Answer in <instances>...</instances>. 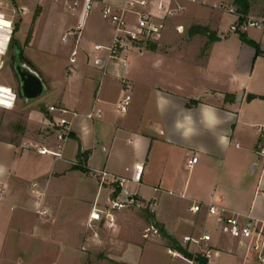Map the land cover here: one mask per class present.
<instances>
[{"label":"crops","instance_id":"1","mask_svg":"<svg viewBox=\"0 0 264 264\" xmlns=\"http://www.w3.org/2000/svg\"><path fill=\"white\" fill-rule=\"evenodd\" d=\"M123 1L103 0V3L120 5ZM198 2L202 6L212 7L206 1ZM230 2L229 7L235 9V0ZM177 5L181 7L185 2L177 1ZM231 18L232 25L236 18ZM211 19V13L193 11L179 22L178 27L182 26L186 31L194 25H202L213 31L217 37L229 32L227 27L221 30L217 24L211 26ZM260 31L262 32L258 34H249L248 31L246 34L249 40L259 46L261 54L258 55L254 47L242 40L238 53L216 51L223 40L221 38L220 41L212 43L206 52H197L191 56H185L181 52L190 43L167 52H140L135 59L128 56L127 68H113L108 72L114 78H126L130 84V74L127 71L130 67L136 66L138 73L144 76L146 70L169 61L173 68L183 69L186 74L182 75L186 79L178 80L174 70L170 75V84L167 83L164 88L151 81L137 85L140 78L138 79L135 86L140 93L143 110L139 113L134 127L130 126L129 119H123L119 125L109 122L106 138L108 148L103 147L107 160L102 168L94 162V146L102 143L99 128L106 122L104 118H108L106 109L100 106L97 108L96 104L102 82L90 109L75 112L77 117L72 120V136L63 144L61 158L38 153L41 147L57 151L59 142L51 126L53 119L58 116L55 112L42 111L36 105L27 106L25 126L20 134L12 139L7 132L0 131V182L6 189L5 199L0 204L9 207L10 211L9 216L0 215V264H9V261L17 264H45L42 258L49 256L44 253L43 247L36 245L40 240L57 242V254L50 264H146L148 257L150 260L147 264H162L158 257L159 251L155 247L162 242L167 244L166 253L170 258V263L166 264H190L183 258H173L168 254V249H175L161 235L152 236L149 241L156 245L143 249L134 245V225H140L141 221L131 215L132 209L127 213L117 214L113 231L103 229L112 231L102 245L106 258L96 261L88 259V253L84 249H91L93 246V238L87 233L93 206L88 216L85 212L79 215L78 204H102L107 199L102 194L103 190L100 192L99 183L98 194L96 192L90 198L84 191L79 194L67 191V187H72V181L86 184L91 178V173H84L77 167V163L85 164L95 173L106 171L110 176L127 179L133 176L137 168H142L141 183L131 185L142 201H158L163 197L178 196L192 202L188 208L192 217L180 218L189 227L184 232L171 224L168 216L161 213L157 206L155 219L170 236L180 243L186 236L200 237L209 233L212 235L210 245L220 251L219 258L226 253L229 264H264L258 254L248 253L239 241L221 243L218 234H212L210 228L204 225L208 219L213 218L205 208L209 204L215 205L228 216L252 221L258 227L264 225V156L259 154V150L264 148V30ZM177 40L180 39L173 38L172 42L176 43ZM194 40H200L197 43L204 49L209 39L207 36L198 35L191 38V42ZM98 58L102 59L99 68L103 71L106 65L105 56L96 53L94 60ZM103 73L107 74L104 71ZM258 81L261 87H249V82ZM141 89L146 92L144 96ZM250 95L258 98L249 100ZM162 99L168 101L164 114L159 110ZM200 105L212 106L224 120L214 133L206 132L199 124ZM51 106L57 107L53 103L46 107ZM70 107L75 108L71 105ZM64 108L67 109L66 104ZM185 109L192 111L189 113ZM94 111L97 118L88 119L87 115ZM177 113L181 116H193L200 130L199 135L189 141L181 139L173 128ZM221 136L224 137L223 142L220 141ZM121 139L132 145L133 150L132 158L122 168L112 165L110 161L116 143ZM73 142L74 148L70 145ZM192 157H198V163L189 168L187 164ZM182 168L189 173L184 183L178 176V171ZM107 187L104 189H110ZM42 194L45 195L42 208L48 211L46 216H40L34 211L41 200L38 196ZM72 199L74 209L65 208L66 204L72 203ZM197 203L203 204L204 208L195 215L190 207ZM69 217L74 219L76 229L57 230L58 223ZM197 222L203 224L200 231L194 230ZM215 231L218 230L215 228ZM9 233L16 236L12 246H6Z\"/></svg>","mask_w":264,"mask_h":264},{"label":"rangeland","instance_id":"2","mask_svg":"<svg viewBox=\"0 0 264 264\" xmlns=\"http://www.w3.org/2000/svg\"><path fill=\"white\" fill-rule=\"evenodd\" d=\"M151 1L157 2L158 0ZM201 1H206L207 4L212 5V7L208 8L202 6L199 2H197L198 4L185 2V5H183L184 8L183 6L179 8L177 1L172 0V8H176L177 11L174 15H168L165 18L164 29L160 36L147 38L144 43L138 47H128L129 49L126 53L127 56H131L132 59H135L136 55L140 52L145 53L151 50L167 52L180 48L181 46L183 47V44L186 45L189 43L190 46L181 51L185 56H191L197 52H203L204 49L202 45L200 46L197 43L200 40H194V42H191V38L198 36V34L191 36V29H186V31H183L182 33L177 30L179 22L183 20V18H187L193 11L204 14L211 13V26L217 24L221 30L226 27L228 28V33L222 34V37H217L219 40L221 38H223V40L215 49L216 51L238 53L240 51L239 45L241 42V33L231 32L230 25L233 20L231 18L232 16L227 11L216 8L220 5L230 8V0ZM247 1L250 6L249 17L255 19L264 18V0ZM2 2L4 3L2 12L8 19L14 22V33L9 52L2 59L3 68L0 70V84L14 89L18 93L19 98L13 109H4L0 107V131L7 132L10 137L12 136V139L15 138L16 134H20L25 126L27 106L36 105V107L42 111H49L50 107L47 108L46 106L51 103L56 104L57 108H64L66 104L67 110L70 112L66 115V117L72 121L75 119L73 118V113L83 112L90 109L91 104L95 102L96 92L102 82L97 95L99 101L96 104L97 108L100 106L106 109L108 118H104L106 119V122H103L104 125L99 128L100 134L102 135V143L100 146H94V162L102 168L103 164L107 160V154L103 152V147L108 148L106 138L109 131V122L119 125L123 119H129L130 126L134 127L139 113L143 110L144 105L141 104L140 93L137 92V88L135 86L138 79L140 78L137 85H139V83L144 85L148 83V81H151L156 86L164 88V85L167 83L170 84V75L173 73V70L177 73V76H175L178 80L186 77L182 75L183 69L180 67L173 68L171 66L172 62L169 61H165L161 65H157L149 70H146L144 76H141L140 73H138L136 66L130 67L127 70L130 74V89L128 91H126L123 87L120 78L117 79L108 74V72L115 68L114 66L107 64L104 65L103 71L107 73L104 75L102 69L95 64L94 59L96 57V53H101L102 56H105L104 59L106 61V51L95 52L93 50V46L96 42H99L98 45L109 46L114 35L110 22L102 18L101 10L104 7L103 0H94L95 3L93 9L88 14L83 28L79 32H77L76 26L78 25L77 21L79 20L83 0H2ZM75 2H78L79 5L75 6ZM236 8L239 9L238 6H236ZM126 18L131 21L136 20V17L131 16L130 14H126ZM192 27H195V25ZM211 32L213 33V31ZM261 32L262 31L258 29L249 30V34H258ZM199 36L202 37L204 35ZM28 38H30V40H28ZM173 38H179L180 40L173 43ZM15 41L18 43L19 48L23 52L24 62L30 65L41 76L47 86L46 92L40 98L30 102L32 104L27 103L20 95L19 80L14 70L15 51L13 48V42ZM75 50L78 51V63L76 62L77 64H70L71 54ZM256 69H258L257 66ZM70 74H72L73 77ZM89 76H91L92 79H90ZM248 85L253 88L261 87L260 81L249 82ZM141 91V94L144 96L146 92H143L142 89ZM126 94L131 95L132 101L128 112L126 114H121L118 112V105ZM70 105L75 108L71 109ZM95 111H97L96 108ZM55 113L57 116L60 115V113ZM51 127L55 133L53 126ZM71 136L72 134L69 138H71ZM70 145L74 148L75 142L70 143ZM132 151V145L127 144L124 139L119 140L116 143L114 155L110 157L112 165L122 168L124 163L132 158ZM77 167L80 169H88L89 173H91V178L86 182V184L77 180L72 181L73 185L72 187H67V191L70 193L72 192V194H79L80 191H84L86 193L85 195L90 198L98 191L99 182L97 173L92 172L85 164L82 163H77ZM188 175L189 173L185 168L178 171V176L182 179L183 183L187 179ZM101 191L105 199H107L109 189H104L102 187L100 192ZM33 192H35V189H33ZM35 194L36 193H34V195ZM43 195L44 194L38 196L39 198L41 197V200L38 201L41 206L43 205L42 200L45 196ZM150 201L151 199L146 202ZM73 202L74 199H72L71 204H66L65 208L67 207L68 209L70 207L74 209ZM156 203L160 208V212L166 214L170 223L173 225L175 224L180 232H184L189 228L188 225L180 218L181 216L188 219L192 217L188 210L189 206L192 204L191 201L178 196H172L171 198L163 197L162 199H158ZM94 205L95 203L92 204L91 202L78 204L77 212L79 215L85 212L88 216L90 208ZM8 208L9 207L0 204V215L4 217L9 216L10 211ZM35 208L34 211L36 213ZM132 210L131 215H134L137 220L141 221L140 225H134V228L136 229L134 230L133 236L136 243L133 244H136L139 249L156 245L149 242L152 239V236L149 239L144 238L145 230L148 227H151V223L148 221L145 211ZM72 211L73 210H71V212ZM127 211L128 210H124L121 213H127ZM71 217L64 221H60L56 227L57 230H75L76 225L74 223V219ZM239 221L244 223L243 219H239ZM204 225L210 228L212 234H218L221 243L225 244L229 241L234 243L238 242L237 239L224 234L221 228L216 226V217L208 219ZM215 228L218 231H215ZM103 229L104 228L102 227H98L94 230L90 228L87 230L89 236L93 238V246H91V249H84V251H87L88 253V259L96 261L106 258V253L102 250V245L104 241L107 240L109 236L108 234L112 233L113 230L108 231ZM202 229L203 224L197 222V226L194 230L200 231ZM14 238H16V236H11V233H9V237L6 239V246H12L15 243ZM36 245L43 247L44 253H46L49 257L46 256L47 258L44 257L42 260L44 259L45 264H50L53 261L54 256L57 254V251H55L57 248V242L40 240L36 242ZM155 247L159 251L158 257L162 261V264L170 263V258L166 253L167 244L162 242ZM39 252L42 254V251ZM226 255V253H223L222 257L217 259V264H229L226 260ZM149 260L150 258L148 257L146 264ZM8 263L17 264L12 261H9Z\"/></svg>","mask_w":264,"mask_h":264},{"label":"built area","instance_id":"3","mask_svg":"<svg viewBox=\"0 0 264 264\" xmlns=\"http://www.w3.org/2000/svg\"><path fill=\"white\" fill-rule=\"evenodd\" d=\"M179 2L196 3L198 0H176ZM94 0H83L81 5V12L77 25V32L81 31L83 25L92 11ZM3 2L0 0V70L3 68L2 59L8 54L13 40L14 22L8 19L2 12ZM75 6L79 3L75 2ZM179 8H181L179 6ZM217 9H223L230 15L236 18V21L230 26L231 32L247 33L250 29L264 30V18L255 19L241 14L237 9L227 8L220 5ZM176 8H172V0H158L152 2L151 0H124L120 5H113L104 3L101 10L102 18L110 22L113 28V39L109 46L95 45L94 51H106L107 65H112L115 68H127L129 66L127 51L128 47L140 46L145 39L160 36L164 29V20L169 15L176 13ZM126 14L136 17L135 21L128 20ZM178 32L184 31L182 26L177 27ZM78 51L75 50L71 54L70 64L77 62ZM96 65L102 64V59L95 60ZM123 87L126 91L130 89L129 81L126 78L121 79ZM0 84V105L5 109H13L18 101V93L11 87L7 89L2 88ZM3 90V91H2ZM132 97L126 94L118 105V112L126 114L131 105ZM49 112H57L60 115L54 118L52 126L59 144L57 151L49 150L46 147L38 149L41 155H52L56 158L62 157V149L64 142L70 137L73 132L72 121L66 115L70 112L65 108H57L51 106ZM73 117H77L73 113ZM88 119L97 118V113L92 112L87 115ZM259 154L264 156V148L259 150ZM198 163V157H192L187 166L192 168ZM143 174L142 168H137L130 179L110 176L106 171L97 172L100 187L108 186L109 193L105 203H96L90 212L88 227L92 230L98 227L115 229L117 214L124 210H143L155 215L157 209L156 200L144 202L140 196L131 188V185H139ZM36 186V185H35ZM107 187V188H108ZM117 190H119L117 194ZM6 196V189L0 182V201H3ZM204 208L201 203L194 204L190 207V211L197 215ZM206 210L210 216L216 217V224L221 228L222 232L230 237L237 239L244 245L248 253L258 254L260 261L264 262V225L256 226L252 221H244L241 223L239 218L228 216L223 211H220L215 205H205ZM36 213L40 216L48 214L47 209H43L41 205L36 207ZM98 235L97 233H95ZM160 232L155 225H151L145 230L144 238L149 239L151 236H159ZM212 235L204 233L200 237L186 236L180 242L183 248L187 249L193 254L192 259L185 258L176 250L168 249V254L173 258H183L190 264H217V259L220 256V251L211 246ZM193 246V248H192Z\"/></svg>","mask_w":264,"mask_h":264},{"label":"clouds","instance_id":"4","mask_svg":"<svg viewBox=\"0 0 264 264\" xmlns=\"http://www.w3.org/2000/svg\"><path fill=\"white\" fill-rule=\"evenodd\" d=\"M167 107L168 101L166 99H162L161 103L159 104V110L161 114L166 112ZM185 111L190 113L192 110L185 109ZM198 111L200 113L199 124L206 132L214 133L218 126L224 122V120L219 115H217L216 109L212 106L200 105ZM196 125L197 121L190 114L181 116L180 113H177L176 119L173 123V128L181 139L189 141L194 136L199 135L200 130ZM220 141H224L223 136L220 137Z\"/></svg>","mask_w":264,"mask_h":264},{"label":"trees","instance_id":"5","mask_svg":"<svg viewBox=\"0 0 264 264\" xmlns=\"http://www.w3.org/2000/svg\"><path fill=\"white\" fill-rule=\"evenodd\" d=\"M235 5L239 7L238 11L241 14H243L245 16H248L249 15V13H250V6H249V2L247 0H235ZM197 34L198 35L207 36L208 39H209L208 42H207V44L205 45L204 52H206L210 48V46H211L212 43L217 42V41H220L217 38L216 34L212 33L209 29H207L205 27H201V26L192 27L191 30H190V35L191 36H194V35H197ZM240 37H241V40L244 43H246V44H248V45H250V46H252V47L255 48L257 55L258 54H261V50H260L259 46H257L251 40H249V38L247 37L246 33H241L240 34ZM28 40H30V38H28ZM14 43H16V41L13 42V44ZM152 49H154V48H152ZM21 52H22V50H21ZM21 58L24 61V59H23V52L21 54ZM255 98H258V97L257 96H254V95H250L248 97L249 100H253ZM80 153L82 155L81 148H80ZM80 170H82L84 173H89L88 169H80ZM118 192H119V190H117V194H118ZM145 214L147 216L148 221L151 223V225H155L158 228V230L160 232V235L162 237L166 238L167 240H169L172 243V246L174 247V249L177 252L181 253L187 259H192L193 258V254L192 253H190L187 249L183 248L182 245L176 239H174L172 236H170L164 230V228L160 224L157 223V221L155 219V216L153 214H150L148 211H145ZM201 263L202 264H206L205 261H202Z\"/></svg>","mask_w":264,"mask_h":264},{"label":"water","instance_id":"6","mask_svg":"<svg viewBox=\"0 0 264 264\" xmlns=\"http://www.w3.org/2000/svg\"><path fill=\"white\" fill-rule=\"evenodd\" d=\"M15 51L14 70L19 80L20 95L30 103L40 98L47 90V86L41 76L21 58V49L18 43L13 44Z\"/></svg>","mask_w":264,"mask_h":264},{"label":"bare ground","instance_id":"7","mask_svg":"<svg viewBox=\"0 0 264 264\" xmlns=\"http://www.w3.org/2000/svg\"><path fill=\"white\" fill-rule=\"evenodd\" d=\"M2 88L7 89V87H4V86H3ZM2 91H3V90H2ZM0 105H3V104L0 102ZM0 107H1V106H0ZM1 108H2V107H1ZM4 109H5V108H4Z\"/></svg>","mask_w":264,"mask_h":264}]
</instances>
